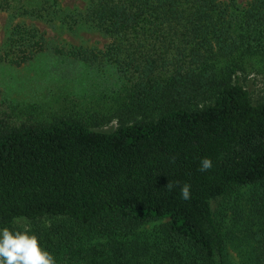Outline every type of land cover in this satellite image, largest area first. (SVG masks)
Masks as SVG:
<instances>
[{"label": "trees", "instance_id": "16d2710c", "mask_svg": "<svg viewBox=\"0 0 264 264\" xmlns=\"http://www.w3.org/2000/svg\"><path fill=\"white\" fill-rule=\"evenodd\" d=\"M1 12L20 20L0 62L20 66L46 49L27 19L58 22L108 42L56 52L113 63L132 88L112 130L59 118L0 132V227L27 224L56 264H233L230 237L235 264H264V101L238 76L242 60L264 54V0H86L73 10L0 0ZM205 157L213 166L202 172ZM241 189L231 236L213 203Z\"/></svg>", "mask_w": 264, "mask_h": 264}, {"label": "rangeland", "instance_id": "374dc122", "mask_svg": "<svg viewBox=\"0 0 264 264\" xmlns=\"http://www.w3.org/2000/svg\"><path fill=\"white\" fill-rule=\"evenodd\" d=\"M85 1L58 0V3L65 10H73L82 7ZM248 1L237 0V4L242 8ZM19 20L7 12L0 13V44L10 25ZM26 22L44 33L47 46L20 66L0 62V132L20 125L46 124L59 118L80 120L95 130L114 129L128 101L131 80L113 63H88L55 50L82 46L97 51L103 49L108 40L85 28L69 31L58 22L47 24L30 19ZM238 76L254 103L264 101V54L242 60ZM247 195V189H241L213 203L228 235L238 231L236 222L243 213ZM158 224L150 223L141 230L151 231ZM229 241L231 237L227 240L228 253L235 264L237 250Z\"/></svg>", "mask_w": 264, "mask_h": 264}, {"label": "clouds", "instance_id": "9594fccd", "mask_svg": "<svg viewBox=\"0 0 264 264\" xmlns=\"http://www.w3.org/2000/svg\"><path fill=\"white\" fill-rule=\"evenodd\" d=\"M212 160L203 158L200 162V171L212 168ZM169 183L167 187L172 188ZM184 200L191 198V186L184 184L181 188ZM0 264H56V258L41 243L38 235L25 224L22 230L0 227Z\"/></svg>", "mask_w": 264, "mask_h": 264}]
</instances>
